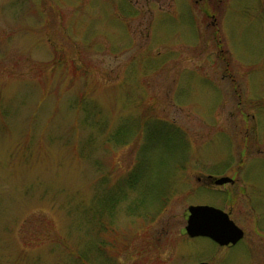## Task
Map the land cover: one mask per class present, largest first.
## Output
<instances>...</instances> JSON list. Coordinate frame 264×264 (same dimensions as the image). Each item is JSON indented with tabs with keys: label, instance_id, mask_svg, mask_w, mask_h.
I'll return each mask as SVG.
<instances>
[{
	"label": "rangeland",
	"instance_id": "rangeland-1",
	"mask_svg": "<svg viewBox=\"0 0 264 264\" xmlns=\"http://www.w3.org/2000/svg\"><path fill=\"white\" fill-rule=\"evenodd\" d=\"M191 204L245 236L189 238ZM87 247L264 264V0H0V264Z\"/></svg>",
	"mask_w": 264,
	"mask_h": 264
},
{
	"label": "water",
	"instance_id": "water-1",
	"mask_svg": "<svg viewBox=\"0 0 264 264\" xmlns=\"http://www.w3.org/2000/svg\"><path fill=\"white\" fill-rule=\"evenodd\" d=\"M231 180L228 176L214 177L213 183L221 185ZM185 232L189 237H208L220 245H231L242 237L239 228L223 210L208 204H191L187 207ZM196 264H209L201 261Z\"/></svg>",
	"mask_w": 264,
	"mask_h": 264
},
{
	"label": "trees",
	"instance_id": "trees-1",
	"mask_svg": "<svg viewBox=\"0 0 264 264\" xmlns=\"http://www.w3.org/2000/svg\"><path fill=\"white\" fill-rule=\"evenodd\" d=\"M134 181H136L134 176H132L131 173L128 174L127 177L125 178V184L127 186V189H132ZM107 201L108 200H106V201L104 200V201L100 202L99 205H97L95 208H92L91 210H87L88 208L86 207V210L88 212L87 215H86L87 221L90 220L91 215H95V216H92V217L97 218V222H98L99 221L98 220L99 217L97 215L101 216V214L104 212V210H103L104 206L102 207V205H103V202L108 203ZM114 201H116V200H114ZM114 201H110V206H111V204L114 203ZM89 212H91L90 216H88ZM89 252H90V247H87L86 249H83L82 251H80L79 254L77 253L78 259L75 261V263L76 264H81L82 262H85V261L89 260L88 259ZM99 252H101V251H99ZM75 263H73V264H75Z\"/></svg>",
	"mask_w": 264,
	"mask_h": 264
},
{
	"label": "flooded vegetation",
	"instance_id": "flooded-vegetation-1",
	"mask_svg": "<svg viewBox=\"0 0 264 264\" xmlns=\"http://www.w3.org/2000/svg\"><path fill=\"white\" fill-rule=\"evenodd\" d=\"M213 180V179H212ZM233 182H234V180L231 178V180L229 181V182H226V183H231V184H233ZM225 184V183H224ZM221 185H223V184H221ZM219 208V207H218ZM219 209H221V210H223L224 212H226L227 214H228V216H229V218L231 219V217H230V211L229 210H225V209H223V208H219ZM232 220V219H231ZM233 221V220H232ZM234 222V221H233ZM235 223V222H234ZM236 224V223H235ZM237 225V224H236ZM239 228H241L239 225H237ZM242 230V229H241ZM188 236V235H187ZM245 235H244V231L242 230V237H241V239L244 237ZM189 237V236H188ZM197 237H200V236H197ZM189 238H193V237H189ZM210 239V238H209ZM241 239H239L237 242H235L234 244H231V245H220V244H218V243H216V242H214V243H216L219 247H221V248H231V247H234V246H236V244L241 240ZM211 240V239H210ZM213 241V240H212ZM202 261H205V260H202ZM198 262H201V261H198ZM198 262H195V263H193V264H196V263H198ZM206 262H208V261H206ZM209 263V262H208ZM209 264H211V263H209Z\"/></svg>",
	"mask_w": 264,
	"mask_h": 264
}]
</instances>
